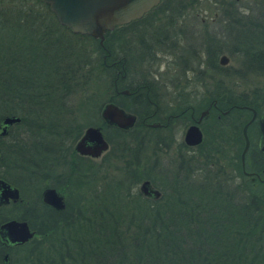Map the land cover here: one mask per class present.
Masks as SVG:
<instances>
[{
    "label": "trees",
    "instance_id": "trees-1",
    "mask_svg": "<svg viewBox=\"0 0 264 264\" xmlns=\"http://www.w3.org/2000/svg\"><path fill=\"white\" fill-rule=\"evenodd\" d=\"M194 1L198 0H191V4ZM215 1L228 33L235 31L239 40L235 46L245 69L264 74V0ZM187 3L159 2L166 6ZM59 27L91 39L95 43L92 50L98 53L93 55L84 46L86 50L76 62L53 64L51 68L46 52ZM109 34L111 30L105 32L103 46L98 38L60 24L43 0H0V119L5 115L21 117L4 135L11 141L0 142L5 162L11 163L13 158L23 174H48L53 164L66 160L64 141H74L84 126L76 118L73 107L77 104L71 99L78 82L84 84L101 70L109 75V85L114 79L128 83L127 75L114 72L121 61L112 63L117 56ZM219 48L213 38L214 69L223 67L217 60ZM62 111L68 116H61ZM4 136L0 134V141ZM186 159L183 157L182 165L187 173L162 185L157 199L134 190L140 179L135 167L126 170L131 177L127 184L121 177L105 181L100 189L85 195L77 216L51 225L47 217L42 227H35L36 234L25 246L35 237L39 240L35 239L15 264H264L263 189L248 181L215 178L206 171L195 177L190 173L189 157ZM74 165L68 170L69 182L98 183L94 171H80ZM54 186L69 195L66 186ZM67 203L68 199L66 207Z\"/></svg>",
    "mask_w": 264,
    "mask_h": 264
},
{
    "label": "flooded vegetation",
    "instance_id": "flooded-vegetation-1",
    "mask_svg": "<svg viewBox=\"0 0 264 264\" xmlns=\"http://www.w3.org/2000/svg\"><path fill=\"white\" fill-rule=\"evenodd\" d=\"M180 6L186 7L185 11H189L192 5ZM170 9L169 6L158 3L140 17L117 24L111 29L112 34L117 33L110 40L113 51L115 48L113 40L123 41L124 47L120 52L121 55L117 54L116 50L114 51L117 59L112 63L116 64L118 60L121 61L117 64L114 72L117 76L125 77L127 75L128 83H117V80L114 79V83L108 86L112 92L106 101L102 103L99 99L95 103L96 120L92 124H84L86 126L82 127L72 146L69 141H64V146L68 147L64 151L66 160L53 164L50 170L53 168L55 170L52 173L23 174L22 166L19 164H0V179L10 186L8 188L0 184V226L11 219L26 220L30 229L35 231L29 223V218L33 217L39 200H34L31 197H26L23 200L25 196L23 189L39 186L43 179L53 178L57 172V166L59 171L63 168L68 173L70 165L73 163L80 171H94L96 180L103 175L112 180V177L117 178V175L112 174L109 169L113 163H117L116 158H118L126 167L125 170L129 171L130 167H135L139 172L140 169L137 166L142 165L144 168V164L149 159L150 131H154L155 135H163L165 137L163 144L170 146L176 141L174 131L176 125H181L179 149L182 148L184 151L180 154L182 170L179 174L182 175L184 171L187 173V169L182 165L184 163L182 159L189 156L190 173L195 177L206 171L210 175H214L215 178L225 177L237 183L248 181L261 187L264 191V151L259 147V140L262 137L259 121L264 116V94L260 95L261 93L255 91L253 95L249 96L248 92H237L227 82L209 83L208 77L213 78L214 74L211 63L213 38L211 30L208 27L206 29L203 27L205 18L201 17L199 22L188 21V25L178 22V25L171 26V23L177 24V21L172 20ZM162 11L169 20L164 25L165 30L162 29L163 26L154 21V18ZM146 18L145 26L139 31V38L135 45V40L130 39L131 33H135V30L128 29V26ZM196 24L198 25L196 26ZM105 37L104 33V39ZM183 39L187 45H181ZM198 39L202 44L201 48H203V44L205 46V51H203L205 58L201 68L200 57L192 58L193 53H197L194 45ZM159 48H165L172 56L162 72L165 76L156 70V67L161 63V58L158 55L161 52L158 51ZM104 49L106 54H109V50L106 47ZM218 61L220 63V59ZM189 73L192 76L188 77ZM194 73L196 75L193 76ZM160 74L164 80L156 79L155 76ZM108 102H113L125 111L135 114L134 124L120 127L107 122L102 115V110ZM73 108L76 112L77 107L74 105ZM91 125L99 127L107 141V148L97 156L81 154L74 148L85 129ZM191 125L197 132H200L201 136L200 140L195 143H188L185 140L187 130ZM131 134L132 139L138 142L137 149L133 152L130 151ZM119 135L123 138L118 137ZM96 158H99V161L89 162ZM63 178L65 179V175ZM47 186L56 187L54 184L45 183L44 188ZM12 188L18 190L17 197L10 194ZM56 189L64 195L66 203L68 199L66 192L57 187ZM41 193L42 191L38 195L40 201L52 212H60L45 203ZM28 241L24 243L11 242L3 238L0 233V264H12L13 259L16 258H14L15 251Z\"/></svg>",
    "mask_w": 264,
    "mask_h": 264
},
{
    "label": "rangeland",
    "instance_id": "rangeland-1",
    "mask_svg": "<svg viewBox=\"0 0 264 264\" xmlns=\"http://www.w3.org/2000/svg\"><path fill=\"white\" fill-rule=\"evenodd\" d=\"M187 2H189L187 3V5H192L191 8H189V11H185L186 7L183 8L179 5L175 6L174 4H169V7L171 8L169 12H170V15H172L173 17L172 20L177 21V24L173 22L171 23V26H174V24L178 25V22L179 23L181 22L182 25H188L187 23L188 21L199 22L201 17L205 18V22H204L205 25L203 26L204 29L208 27V29L211 30L212 38H216L218 45L220 46L219 53L217 55V60L220 59L222 54H225L228 58L227 62L223 65L218 62L223 67L220 69H214L213 71L214 79L209 76L208 77L209 83L220 84L216 80L222 79L223 81L222 83L227 82V84H229L231 88L235 89L237 92L245 91V93L248 92V95L251 96V94L253 95V93H255L256 89H257L256 91H258L259 89L262 91L260 95L264 94V76H263L264 74L254 68L245 69L246 66L243 63V56L241 55L240 51H238L235 46L239 40L237 37H234L235 31H232V34L228 33V30L225 27L224 21L220 19L219 17L220 7H218L219 6L218 3L215 0H198V1H194L192 4H191V0H187ZM242 9L245 12L248 11L247 8H245L244 6L242 7ZM197 13H198V16H196ZM145 20H147V18L140 22L132 23L128 26V29L130 28V30H135V33H131V38H130L131 40H135V45H136L137 39L139 38L138 36L140 34L139 31L143 29L145 26V22H144ZM154 21L160 26H163L162 29L165 30L164 25L168 23L169 20L164 16V12L162 11L160 15L154 18ZM197 25L198 24H196V26ZM55 34L56 35L53 36L51 38V41L48 43L49 52H46L47 57L50 58L51 68L52 66H54L53 64L55 65L59 63L65 64L67 62L69 63L70 61L76 62L79 58V55L81 54V51L86 50V49H83L85 48L84 46H87V48L91 49L93 55H96V53H98L96 49L92 50L94 49L93 47H95L94 45L95 43L87 37L74 35L73 33H71L70 31H68L67 29L63 27L57 28V30H55ZM116 34H117L116 32L113 34H109L111 35L109 37L112 39ZM199 41L200 39H198L197 43L194 45L195 51H197V53L196 54L193 53L192 58L195 59V57L196 58L200 57L199 64L201 68L203 67V59L205 58V53L203 52L205 51L204 50L205 46L203 44V48H201L202 44ZM122 42L123 41L121 40L119 41L113 40V45L116 48V49L114 48V51L116 50L115 52L119 55L122 54L120 52L122 48H124ZM184 44L187 45V42L185 41V39L181 41V45H184ZM158 51H161L158 54L159 57L161 58L160 59L161 63L158 67H156L157 68L156 70L162 73L164 72L167 66V61L171 60L172 56L171 54L168 53L167 50H165V48H162V49L159 48ZM88 53H89L88 55H90V52ZM54 59L60 60V61L54 62L55 61ZM102 72L103 71L98 70L97 73L93 74L92 76H89L87 78V81L82 85H80L78 82L77 86L75 87V91L71 97V99L74 100L73 102L77 104V110L75 114H76V118L78 122L80 124L82 123V125H84L85 123L86 125L92 124L93 121L96 120L97 116L95 117V115H97V113L94 110L95 103L99 99L103 103L104 101H106V99L109 97V95L112 92L110 89H108L109 75L103 74ZM133 73H136V72H133ZM221 73H227V74L222 76ZM190 74L191 73L188 74V77L192 76ZM194 75L196 74L194 73L193 76ZM163 76L165 75L163 74ZM163 76L160 74V75H156L155 77L158 80H164ZM62 112L64 113H60L61 116H68L67 113H65L66 111H62ZM86 125H84V127ZM13 126L14 125H11L10 128H12ZM174 131H175L176 141L173 143V145H170V146H166V144H163V139H165L163 135L161 134L155 135L154 131H150V140H149V145H148V148H149L148 158L149 159L147 160V163L144 164V168L142 167V165L137 166L141 171L139 170L140 179L138 180V182L134 184L135 186L134 190H137L138 185L140 184L142 179L149 178L148 177L149 175L156 180L155 182L152 180V182L154 183L155 186H157L160 189H162L161 188L162 185L164 184L167 185L169 181H173V180L181 178V174L176 175L177 172L179 173L182 170V166L180 163V159H181L180 154L184 152L182 151V148L181 150L179 149V142H180V136H181V125H176L174 128ZM130 136H131L130 151L133 152L137 149L138 142L132 139V134ZM118 137L123 138L120 135ZM3 141L4 142L11 141V137L7 138L6 136H4V138L1 139L0 142L3 143ZM70 143L72 146L74 141ZM16 155H17V151L15 150V156ZM21 155L22 154L19 153V156ZM5 161H6V157L4 155V151H0V164L2 163L5 165L17 164V163H14L15 160L13 158H12L11 163H8ZM95 161H99V158L92 159L89 162L94 163ZM116 162L117 163H113L110 166L109 171L112 172V174H115V176L117 175L118 178L119 177L123 178V180H125V183L127 184L128 181L131 180V177H129L128 174L126 173V170H125L126 167L123 166L120 159L116 158ZM50 169L51 167L49 168V171H50L49 174L55 170V168H53L52 170ZM60 171H59V167L57 166V172L53 175V178L49 177V178L43 179L42 183L39 186L34 185L35 187L23 189V194H25V196L23 197V200H25L26 197L27 198L31 197L34 200L35 199L39 200L38 201L39 203L37 204L38 206L36 207V211L34 212L33 217H30V218L28 217L29 222L31 223V226H34L33 228L35 230L36 228H40L45 224L43 220H45V218L47 217H49L51 222L50 224L48 223L46 224L51 225L57 220H60L61 221L60 223H62L63 222L62 218H65V217L70 218L71 216H74L75 214H76L75 216H77L79 214L78 207L82 202H84L85 197L88 195H91L90 193L93 192L94 189H100V186L105 181L109 180L108 176L103 175L101 176L100 179H98L97 184H95L94 181H90V182L82 183L81 185V184H78V182L75 181V179H73L72 182H69L67 180L69 176H68V173L65 172L66 171L65 169L62 168ZM110 172L107 171V173H110ZM183 173H185V171ZM63 175H65V179L63 178ZM112 179L113 180H110V181L116 180L114 176L112 177ZM45 183L61 185L63 187L66 186L68 188V192H69L68 203H67V207L65 211L52 212L51 209H49L47 206H45L43 202L40 201L38 192H41L42 189H44ZM38 237L33 238L31 240L32 243L30 244L32 245L35 239H37L38 241L39 240ZM30 244H27L26 246L24 244L21 246V248L15 251L14 258L15 257L16 258L13 259L12 264L13 263L15 264L17 261H19L23 257V254L25 253L26 249L30 247Z\"/></svg>",
    "mask_w": 264,
    "mask_h": 264
},
{
    "label": "water",
    "instance_id": "water-1",
    "mask_svg": "<svg viewBox=\"0 0 264 264\" xmlns=\"http://www.w3.org/2000/svg\"><path fill=\"white\" fill-rule=\"evenodd\" d=\"M49 5L50 10L55 14L57 21L69 27L73 32L92 35L99 38L103 44L104 33L111 30L115 25L129 22L140 17L145 11L157 5L161 0H43ZM228 58L225 54L220 57V63L225 64ZM102 115L107 122L120 127L132 126L136 115L125 111L122 107L113 102L105 104ZM18 115H5L0 119V134H7L11 125L19 122ZM262 137L259 140V147L264 151V116L260 119ZM201 138L200 132L190 126L187 130L185 140L188 143H195ZM75 150L81 154L97 156L107 148V141L99 127L88 126L81 138L75 144ZM0 184L10 187L9 184L0 179ZM10 194L18 196V190L12 188ZM139 191L146 197L159 198L161 190L151 180L143 179L139 184ZM42 199L45 203L61 210L66 203L64 195L56 187L47 186L42 190ZM0 233L3 238L17 243H24L30 240L35 231L30 229L26 220L11 219L1 224Z\"/></svg>",
    "mask_w": 264,
    "mask_h": 264
}]
</instances>
